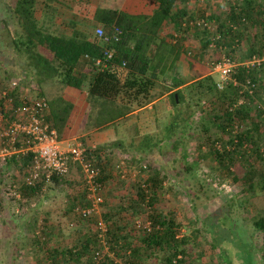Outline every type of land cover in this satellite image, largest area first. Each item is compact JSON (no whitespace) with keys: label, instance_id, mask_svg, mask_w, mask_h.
I'll return each mask as SVG.
<instances>
[{"label":"trees","instance_id":"trees-1","mask_svg":"<svg viewBox=\"0 0 264 264\" xmlns=\"http://www.w3.org/2000/svg\"><path fill=\"white\" fill-rule=\"evenodd\" d=\"M86 1L11 0L13 18L21 31L13 36L14 47L26 62L30 80L39 91L37 96H49V100L45 98L50 107L47 121L58 134L61 136L64 132L72 110V105L59 96V91H64L67 87L79 90L84 87V79L77 73L82 64H91L94 69L89 84L87 100L90 109L86 120H90V114L96 111V123L93 122L90 127L107 129L133 113L135 106L142 108L154 101L152 90L157 81L167 70L176 71V66L181 60L183 37L193 31L203 52L212 46L216 50L229 51L226 56L236 65L232 73L234 81L227 82L222 89L213 77L198 81L199 88H206L200 100L205 98L211 107V111L202 119L200 125L202 139L198 148L200 150L208 147L211 158L232 178L235 185L241 187V192L249 189L254 194L258 192L264 196V110L261 111L260 107L255 105L256 100L264 95V79L259 75V71L264 74V63L246 66L254 58L261 60L264 57V19L258 17L259 7L256 2L228 0V12L224 19L219 12L196 19L190 13L188 4L201 0H134V5L137 6L131 10L106 7V4L102 3L105 0H101V3L93 8L95 11L92 20L74 14L71 19L65 20L66 26H63L64 22H57V19L62 15L66 16L67 12L78 13L83 10L90 14L92 5ZM62 7L65 11H62ZM93 27L101 28L110 38L114 36V29L120 28V42L115 43L111 39L112 42L105 43L97 39L95 34L94 39H91ZM166 28L176 34L164 33ZM177 34L180 35L179 40ZM248 36L251 38L248 53L238 63L233 62L236 59L233 55L235 46L242 45ZM109 48L116 50V56L108 67L101 71L95 67L93 60L101 58ZM195 77L196 75L193 79ZM171 78V83L165 90L170 93V103L177 112L178 107L186 102L183 90L186 81L179 75ZM53 84L58 88L56 87L57 93L51 95L47 88ZM245 86L247 89L243 90ZM6 94L4 99L0 100V108L9 124L16 120L15 111L21 103L17 101L14 92L8 91ZM9 98L14 102L12 107L6 110L3 106ZM241 100L244 101L241 103ZM96 105L98 107H95ZM178 126L176 122H171L167 129L168 134L164 137L172 143L174 153L178 151L180 142L175 130ZM22 141L23 138L18 140L17 148L24 146ZM159 144L154 143L152 137L145 136L136 148V151L142 153L141 158H144L149 167V176L135 186V195L122 196L118 210L104 215L108 224L112 222L106 232L105 244L110 246L117 259L106 257L99 264H142L141 258L150 252H161L164 264H192L189 249L186 247L187 238L179 237L180 228L176 220L166 215L158 206L159 192L166 175L150 157L151 151L159 147ZM113 146L122 148L123 143ZM104 151L105 149L101 148L87 151V160H99L98 157ZM182 158L187 156L184 154ZM204 158L207 156L202 155L194 161L193 166L187 165L182 171L190 172L199 160ZM33 160L34 154L31 152L13 155L6 161V166L14 168L19 174L22 172L26 177L34 167ZM146 169V166L141 167V172ZM236 169L241 172H235ZM106 177L99 176L101 185ZM59 180L61 178L56 175L52 177V183L58 184ZM46 186L48 185L44 180L34 186L25 183L20 189L19 199L39 195ZM143 213H149L150 228L136 235L135 229L129 230L127 224L123 225L122 221L126 218L131 219ZM113 214L119 216L118 220H114ZM81 218L84 219L83 216ZM87 218L84 220L92 221L93 217ZM253 225L262 236L261 250L264 258V218H258ZM97 238L87 236L84 242L75 245L66 253L55 251V263L60 264L64 260L71 264L81 263L87 259L88 264H93V253H98L101 247ZM58 259L60 261H57ZM144 259H147V256Z\"/></svg>","mask_w":264,"mask_h":264},{"label":"rangeland","instance_id":"rangeland-1","mask_svg":"<svg viewBox=\"0 0 264 264\" xmlns=\"http://www.w3.org/2000/svg\"><path fill=\"white\" fill-rule=\"evenodd\" d=\"M249 1L256 2L259 7L258 17L264 19V0ZM86 3L92 5L90 14L83 10L78 13L67 12L66 16L62 15L57 22H64V26L65 20L71 19L74 14L92 20L95 11L93 8L101 3V0H87ZM102 3L106 4V7L120 10H131L137 6L134 5V0H105ZM228 7V0H201L188 4L190 13L196 19L206 18L215 12H219L224 19ZM62 11H65L64 7ZM12 13L11 0H0V100L4 99V94L12 91L21 103L25 96L33 99L38 97L39 91L30 80L24 58L14 47L13 36L19 33L20 27ZM94 30L93 27L91 39H94ZM164 33L176 34L167 28ZM177 35L179 40L180 35ZM249 40L251 38L248 36L242 45L235 46L233 55L236 59L233 62L238 63L248 53ZM182 46L181 60L176 66V71L167 70L152 90L154 101L142 108L135 106V110L128 117L107 128L105 135L109 138L108 142L97 144L82 137L72 141L83 145L88 152L105 149L98 157L99 160L94 161L91 158L100 173L99 176H107L102 183L103 204L98 207V213L92 215V221H85L88 218L82 219V213H79L90 205L85 177L80 166L73 167L70 174L62 177L58 184L46 186L41 194L22 199L23 201L19 199L20 189L26 181L25 176L22 172L19 174L14 168L6 166L8 159L20 154L15 153V149L19 148L9 145L0 129V264H56L55 251L66 253L75 245L84 242L87 236H97L101 243L98 253H93V264H99L106 257L117 259L110 246L105 244L107 236L99 229V223L102 222L108 231L112 222L108 224L104 215L118 210L122 196L135 195V186L148 178L149 167L144 158H141L142 153L136 151L145 136L152 137L154 143H160L159 147L151 151L150 157L166 175L159 192L158 206L166 215L176 220L180 228L179 237L187 238L186 247L190 252V262L264 264L262 236L253 225L258 218H264V196L258 192L254 194L249 189L241 192V187L235 185L232 178L211 158L208 147L200 150L198 148L202 139V119L211 111L205 98L200 100L206 88H199L198 81L213 77L221 89L227 82L234 81V76L226 81L222 80L217 68L229 59L226 56L229 51L216 50L212 46L203 52L193 31L184 35ZM263 63L264 57L250 62L249 66ZM93 70L91 64H82L77 71L84 79L80 98L86 102ZM176 75L186 81L183 87L186 102L178 107L177 112L174 111L170 96H166L168 92L165 90L171 83V77ZM195 75L199 77L193 79ZM259 75L264 79L263 72L259 71ZM15 81L18 86L13 91L11 85ZM56 87L55 84L48 86L47 92L51 95L57 93ZM246 87L243 90H246ZM45 98L49 100V96ZM154 102L156 104H153ZM12 105L7 106L5 102L3 107L9 110ZM255 105L259 106L261 111L264 110V95L256 100ZM90 116L91 119L86 120L87 126L96 123V111ZM173 121L179 125L178 128L175 127L177 138H180L176 153L173 152L172 143L164 139ZM4 125L7 126V122ZM95 129H88L93 136L103 132ZM101 141L105 142L106 139ZM120 142L123 143L122 148L113 146ZM184 154L187 156L185 159L182 158ZM202 155L207 158L200 159L193 170L187 173L182 171L187 165L193 166L194 161ZM143 166L147 167L145 172H141ZM238 171L240 169L235 172ZM15 194L19 197L14 196ZM113 215L114 220H118L119 216ZM148 216L149 213H143L131 219L126 218L122 223L127 224L129 230L135 229L137 235L150 228ZM146 256L147 259H144ZM146 256L141 258L142 264H164L161 252H150ZM67 261H61L60 264H71ZM72 264H88V261L86 259L84 262Z\"/></svg>","mask_w":264,"mask_h":264},{"label":"built area","instance_id":"built-area-1","mask_svg":"<svg viewBox=\"0 0 264 264\" xmlns=\"http://www.w3.org/2000/svg\"><path fill=\"white\" fill-rule=\"evenodd\" d=\"M95 37L105 43L112 40L115 43L120 42L122 31L120 28L114 29L112 38L105 35L101 28L95 29ZM112 39V40H111ZM118 45V44H116ZM116 50L109 48L104 51L101 58L94 59V65L99 70L106 69L114 60ZM256 59L254 58L253 61ZM250 63V62H249ZM249 63L246 66H249ZM236 65L229 60L217 68L221 73L222 80L232 78V73ZM12 90L18 86V82L12 83ZM7 94H4L6 96ZM14 100L7 99V106L12 105ZM49 103L44 97L28 98L23 97L21 105L16 109V120L4 125L7 121L5 114L0 111V129L5 141L12 147H16L18 140L23 138V147L15 153L25 154L31 152L34 154V167L25 177V183L28 186H34L37 182L44 180L47 185L52 184L54 175L62 178L70 174L72 167L80 166L85 177L86 188L88 191V200L90 205L81 210L84 218L98 213V207L103 204L102 185L98 181L99 171L93 161L87 160V150L81 144H75L72 141H62L57 130L47 121L49 113ZM19 197L18 195H14ZM79 209H77L78 211ZM99 229L107 232L102 222L99 223Z\"/></svg>","mask_w":264,"mask_h":264},{"label":"crops","instance_id":"crops-1","mask_svg":"<svg viewBox=\"0 0 264 264\" xmlns=\"http://www.w3.org/2000/svg\"><path fill=\"white\" fill-rule=\"evenodd\" d=\"M80 92L81 91L79 89H75L72 87H67L64 89V91H59V94H60L59 96L63 98L64 101L72 105V110H71L69 119L67 121V125L64 129V132L62 133L61 136L58 134L60 139L62 141H73V140H77L80 137H82V138H85V140L86 139L93 140L97 144H102L101 142L103 143L108 142L109 138H107L105 135V133L107 132L105 131L106 128L105 129L96 128L95 130L97 131L103 130V132H101L100 134H95L94 136L92 135V132L88 130L91 128L89 125L88 126L86 125V114L90 109L89 103L88 101L86 102L80 98L81 97L79 94ZM167 94L168 95L166 96H169L170 93H167ZM153 104H156V102H154ZM102 139H106V141L105 142L101 141ZM91 146H95V145H91Z\"/></svg>","mask_w":264,"mask_h":264},{"label":"water","instance_id":"water-1","mask_svg":"<svg viewBox=\"0 0 264 264\" xmlns=\"http://www.w3.org/2000/svg\"><path fill=\"white\" fill-rule=\"evenodd\" d=\"M176 101L178 102V97L176 96Z\"/></svg>","mask_w":264,"mask_h":264}]
</instances>
